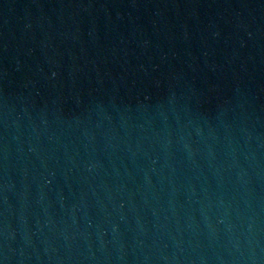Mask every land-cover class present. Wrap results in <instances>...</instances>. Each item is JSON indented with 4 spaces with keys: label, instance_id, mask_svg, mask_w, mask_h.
Returning <instances> with one entry per match:
<instances>
[{
    "label": "water",
    "instance_id": "water-1",
    "mask_svg": "<svg viewBox=\"0 0 264 264\" xmlns=\"http://www.w3.org/2000/svg\"><path fill=\"white\" fill-rule=\"evenodd\" d=\"M0 264H264V0H0Z\"/></svg>",
    "mask_w": 264,
    "mask_h": 264
}]
</instances>
